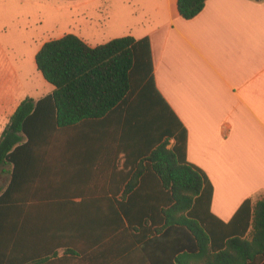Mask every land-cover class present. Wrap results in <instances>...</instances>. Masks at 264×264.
I'll return each mask as SVG.
<instances>
[{
    "label": "crops",
    "instance_id": "0c3cea01",
    "mask_svg": "<svg viewBox=\"0 0 264 264\" xmlns=\"http://www.w3.org/2000/svg\"><path fill=\"white\" fill-rule=\"evenodd\" d=\"M176 2L139 8L137 32L127 35L149 39L151 68L132 97L100 118L58 128L52 144L25 149L16 172L13 165L0 172V197H9L0 211L8 221L3 264H130L117 203L130 183L156 182L136 172L163 141L162 111L175 125L168 144L184 137L185 161L211 184L217 219L227 223L246 200L264 199V1L206 0L191 20ZM77 36L96 47L123 34L100 44ZM144 85L154 98L137 96ZM27 97L10 105L6 124Z\"/></svg>",
    "mask_w": 264,
    "mask_h": 264
},
{
    "label": "trees",
    "instance_id": "16d2710c",
    "mask_svg": "<svg viewBox=\"0 0 264 264\" xmlns=\"http://www.w3.org/2000/svg\"><path fill=\"white\" fill-rule=\"evenodd\" d=\"M205 2L177 0L178 14L191 20ZM34 61L53 90L37 102L25 98L10 116L0 134V172L11 165L16 172L25 149L52 144L58 128L100 118L132 97L151 68L149 39L130 35L91 47L66 34L43 43ZM154 95L144 85L137 96ZM166 115L162 111L163 141L143 159L145 169L136 172L155 176V184L130 183L124 191L128 197L117 203L132 248L130 264H264V199L246 200L227 223L217 219L210 211L211 184L185 161L184 137L175 135L167 149L175 125ZM8 202L9 197H0V211ZM5 225L0 214V233ZM3 245L0 239V264Z\"/></svg>",
    "mask_w": 264,
    "mask_h": 264
},
{
    "label": "rangeland",
    "instance_id": "374dc122",
    "mask_svg": "<svg viewBox=\"0 0 264 264\" xmlns=\"http://www.w3.org/2000/svg\"><path fill=\"white\" fill-rule=\"evenodd\" d=\"M145 1L0 0V133L14 101L45 96L52 87L35 66L40 43L81 34L100 44L113 35L136 33Z\"/></svg>",
    "mask_w": 264,
    "mask_h": 264
},
{
    "label": "water",
    "instance_id": "95a60500",
    "mask_svg": "<svg viewBox=\"0 0 264 264\" xmlns=\"http://www.w3.org/2000/svg\"><path fill=\"white\" fill-rule=\"evenodd\" d=\"M255 1H258V0H255Z\"/></svg>",
    "mask_w": 264,
    "mask_h": 264
}]
</instances>
